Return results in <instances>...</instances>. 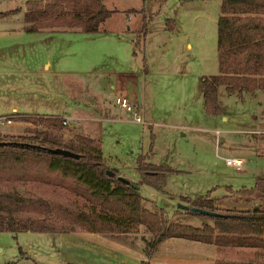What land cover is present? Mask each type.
Returning a JSON list of instances; mask_svg holds the SVG:
<instances>
[{
  "label": "rangeland",
  "instance_id": "rangeland-1",
  "mask_svg": "<svg viewBox=\"0 0 264 264\" xmlns=\"http://www.w3.org/2000/svg\"><path fill=\"white\" fill-rule=\"evenodd\" d=\"M27 2L0 0V11H11L0 14V114L15 112L12 108L17 105L16 111L31 112L26 115L78 117L65 125V139L88 129L101 140L106 162L136 182L141 178L136 168L140 154L168 163L176 171L167 175L163 190L145 183L140 190L146 205L164 208L170 219L214 224L178 207L179 202L195 205L196 198L206 197L209 190L213 205L214 199L227 194L261 198L260 204L264 203V196L234 190L251 188L264 176V91L255 96L244 93L242 98L221 85L219 102L224 112L211 114L204 106L201 77L219 71L220 0H104L115 11L92 33L61 28L26 31ZM49 60L52 67L47 69L44 64ZM125 72H138L134 84L127 83ZM120 89L124 95L131 93L133 102H142L149 124L136 122L130 111L116 104V98L104 109L90 102L91 91L100 97ZM29 127L35 124L16 118L0 131L29 134ZM229 158L241 159L240 168L228 163ZM15 187L85 206L82 198L60 187L0 182V190ZM217 208L240 211L231 201L226 208ZM72 232L0 231V264H141L143 259L148 264H200L180 261V253L191 252L173 239H163L148 255L154 233L144 224L127 240L112 234L117 244L107 250L80 246L82 239L93 243L87 241L91 234L86 228L78 226ZM122 242L131 249L122 248Z\"/></svg>",
  "mask_w": 264,
  "mask_h": 264
},
{
  "label": "trees",
  "instance_id": "trees-1",
  "mask_svg": "<svg viewBox=\"0 0 264 264\" xmlns=\"http://www.w3.org/2000/svg\"><path fill=\"white\" fill-rule=\"evenodd\" d=\"M114 11L104 0H28L23 28L26 31L61 28L97 32ZM221 11L218 18L219 73L201 77L204 106L211 114L224 112L219 102L221 85H226L229 92L264 89V0H222ZM10 12L5 10L0 14ZM18 114L17 119L31 121L35 127H29V134L8 135L0 131V182L60 187L82 198L85 206L30 194L19 187L0 190V231L65 232L81 226L127 240L144 224L154 233L153 245L148 252L150 256L160 241L171 236L218 245L264 247V238L259 236L217 235L215 231L263 225L264 212L261 210L217 216L193 213L213 220L212 225L207 221L195 225L170 219L164 208L158 210L145 204L140 188L119 177V169L106 162L100 139L81 130L74 137L65 139L63 116ZM39 123L44 127L36 125ZM55 147H65L79 156L50 150ZM108 168L115 171V176L108 175ZM136 168L141 176L137 183L158 190H163L167 175L176 171L166 162H153L149 154L139 155ZM238 193L264 196V176H259L253 187L238 189ZM210 195V190L206 197L200 195L195 205L215 210ZM141 264L148 262L143 259ZM215 264H264V260L218 259Z\"/></svg>",
  "mask_w": 264,
  "mask_h": 264
},
{
  "label": "crops",
  "instance_id": "crops-1",
  "mask_svg": "<svg viewBox=\"0 0 264 264\" xmlns=\"http://www.w3.org/2000/svg\"><path fill=\"white\" fill-rule=\"evenodd\" d=\"M221 3H222V0H220V4H219L220 8H219V12H218V18L220 16V14L222 13ZM218 18H217V45H218V64H219ZM174 32H176V31H174ZM186 45L188 47L192 46L191 43L188 41H186ZM44 66L47 69H50L52 67L51 60L46 61ZM125 73H127L126 75L129 77L127 83L134 84L135 80L138 77V72H125ZM218 73H219V71H218ZM110 87L112 89L113 88L116 89V86L114 84H111ZM224 87L228 93H230V94L237 93L242 98H245L244 93L248 94V96H255V95H257L258 92L264 91L263 88H257L254 91H252V90H243V91L235 90L233 92H229L226 88V85H224ZM90 94H91L90 102L93 103L94 105L97 104L96 107H99L100 109H102V108L104 109L106 106V103L109 102V100H110V104H112L111 101L114 102V99L116 98L117 95H119V94L124 95V90L120 89L119 91H115V92L109 90L108 96L106 94L105 95L101 94L100 97H97V93L95 91H91ZM126 96H129V99L133 104H135L136 106H142L144 109L142 102L139 103L138 101H135V100H134V102L132 101L133 95L131 93L126 94ZM77 102H78L77 103L78 107L82 108V106H81L82 102H80V101H77ZM17 109H18V106L13 105L12 110H14L15 112L31 113V112L16 111ZM144 112L146 113L145 109H144ZM21 122H23V123L25 122V124L26 123L28 124L30 121L21 120ZM26 126L27 125H25V127ZM80 130L86 134L91 135V136L94 135V134H92V132H90L86 128H83V129L81 128ZM256 130H259V129H256ZM103 155H104V151H103ZM104 158H105V155H104ZM231 189H234V188H231ZM234 190H238V189H234ZM230 195L231 194H227L222 199L221 198H219L217 200L214 199V207L215 208L218 207L219 209L220 208H226V202L231 201L234 206L236 205L237 208L240 209V211H232V210H225V211L217 210V211L222 212V214H232V215H236L239 213L245 214V213L253 212L254 209H259V210H261V212H264V205H262L264 203L261 202V204H260V202H259V201H261V198H254L252 200L251 198H248V197H246L247 199H245V197H243V198L241 197V198L237 199L234 195L229 198ZM210 198H212V197L210 196ZM218 200L224 201V204L215 203ZM215 231H216L217 235L259 236V237L264 238V224L259 225V226L254 225L252 228L242 226L241 228H238L235 230L223 231L221 229H216ZM89 232L91 234L90 235L91 237H89V238L87 237L88 238L87 241H89L91 243L93 242L92 243L93 245L87 244L88 242L86 243V241L82 239L80 246H82V248H84V249L96 250L98 248H104L105 250H107L106 248L112 249L115 246V244H117V242L115 241V236H113L110 233L93 232V231H89ZM71 233H73V232L71 231ZM77 235H79V234H77ZM171 239H173L174 242L178 245H181V246L186 247V248L188 247V249L190 250L189 252H191V253H189V255H186L184 253H180V254H183V255H179V257H178V259H180V261L198 262L200 264H202V263L215 264V261L218 259L227 260V261H238V262H258V261L264 260V247L240 246V245H229V244L218 245L215 242H207V241L190 239V238L181 237V236H171V237L165 238L163 241L166 242V241L171 240ZM121 246H123L122 248H124L125 250L131 249V247L125 242H122ZM161 246L162 245H159L160 248H161Z\"/></svg>",
  "mask_w": 264,
  "mask_h": 264
},
{
  "label": "built area",
  "instance_id": "built-area-1",
  "mask_svg": "<svg viewBox=\"0 0 264 264\" xmlns=\"http://www.w3.org/2000/svg\"><path fill=\"white\" fill-rule=\"evenodd\" d=\"M116 103H118L121 107L125 108L126 110L130 111L133 116L134 120L138 123L143 125L149 124V121L145 118V112L142 106H136L133 104L129 96L119 94L116 96ZM19 114L17 112L7 113V114H0V127L5 124L13 123ZM78 117H65L63 116V123L69 125L71 122L76 120ZM228 163L236 164L239 168L242 164L241 159H231L227 160Z\"/></svg>",
  "mask_w": 264,
  "mask_h": 264
},
{
  "label": "water",
  "instance_id": "water-1",
  "mask_svg": "<svg viewBox=\"0 0 264 264\" xmlns=\"http://www.w3.org/2000/svg\"><path fill=\"white\" fill-rule=\"evenodd\" d=\"M50 150L53 152L63 153L65 155H71V156H76V157L79 156V153L72 151L70 149H67L65 147H55V148H50ZM107 173L109 176H115V171L113 169L108 168ZM119 177L126 180V181H129L133 186H135L137 188H140V186H141L136 181H133V180L121 175V174L119 175ZM178 207H181L183 209H190L193 212H202L204 214L213 215V216H217L219 214H222V212H219V211L214 210V209H210V208L202 207V206H198V205H189V204L183 203V202H179Z\"/></svg>",
  "mask_w": 264,
  "mask_h": 264
}]
</instances>
